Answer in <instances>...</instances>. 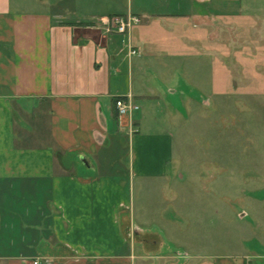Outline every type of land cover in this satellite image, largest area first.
<instances>
[{
  "label": "crops",
  "instance_id": "1",
  "mask_svg": "<svg viewBox=\"0 0 264 264\" xmlns=\"http://www.w3.org/2000/svg\"><path fill=\"white\" fill-rule=\"evenodd\" d=\"M129 14L142 23L126 35L96 26ZM255 26L264 39V0H0V264H264V242L177 247L147 212L136 221L132 192L135 179H174L173 134L149 121L172 124L192 90L220 95L223 77L264 94V48L259 65L238 44ZM193 52L207 84L193 83ZM120 98L140 109L120 118Z\"/></svg>",
  "mask_w": 264,
  "mask_h": 264
},
{
  "label": "rangeland",
  "instance_id": "2",
  "mask_svg": "<svg viewBox=\"0 0 264 264\" xmlns=\"http://www.w3.org/2000/svg\"><path fill=\"white\" fill-rule=\"evenodd\" d=\"M255 27L260 34L255 29V35L240 34L238 44L242 62L249 48L260 65L257 52L264 48V41L262 29ZM197 31L200 29L191 24V41ZM224 34L229 33L223 31L222 37L228 47L229 37ZM191 57L193 83L198 84L200 76L207 84V58L204 63L197 52ZM246 65L255 67L252 61ZM254 73L258 78L261 75ZM245 75L239 72L236 77L240 80ZM222 81H227V86L220 95H212L211 89L202 95L192 90L195 95L182 104L176 115L179 119L171 125L170 120L146 125L149 129L167 128L173 134L174 161L169 168L174 172L173 181L135 179L132 183L136 221L142 219L139 214L147 212L153 227H165L175 245H183L190 254L234 253L264 242V205L258 201L264 196V94L257 88H237L228 78ZM127 153L128 148V159Z\"/></svg>",
  "mask_w": 264,
  "mask_h": 264
},
{
  "label": "built area",
  "instance_id": "3",
  "mask_svg": "<svg viewBox=\"0 0 264 264\" xmlns=\"http://www.w3.org/2000/svg\"><path fill=\"white\" fill-rule=\"evenodd\" d=\"M142 23V19L139 16L129 14L126 16H110L101 17L96 21V26L104 32L106 35H126L133 28L139 26ZM138 51L135 48H131L130 55L135 56ZM116 108L120 118H126L140 109L139 106L135 105L131 99L120 98L116 102ZM51 264L49 261L41 262L36 261L35 264Z\"/></svg>",
  "mask_w": 264,
  "mask_h": 264
}]
</instances>
